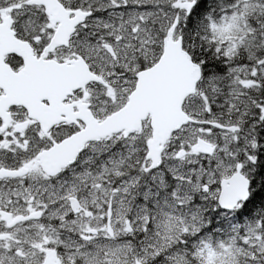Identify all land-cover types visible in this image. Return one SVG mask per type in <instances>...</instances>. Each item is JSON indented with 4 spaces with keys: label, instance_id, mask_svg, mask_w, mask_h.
<instances>
[{
    "label": "snow or ice",
    "instance_id": "6c2138e0",
    "mask_svg": "<svg viewBox=\"0 0 264 264\" xmlns=\"http://www.w3.org/2000/svg\"><path fill=\"white\" fill-rule=\"evenodd\" d=\"M0 264H264V0H0Z\"/></svg>",
    "mask_w": 264,
    "mask_h": 264
}]
</instances>
